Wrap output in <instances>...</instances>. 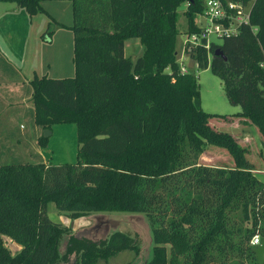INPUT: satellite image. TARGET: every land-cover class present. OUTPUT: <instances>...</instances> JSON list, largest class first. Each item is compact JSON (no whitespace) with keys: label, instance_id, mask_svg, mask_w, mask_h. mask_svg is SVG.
Returning a JSON list of instances; mask_svg holds the SVG:
<instances>
[{"label":"trees","instance_id":"obj_1","mask_svg":"<svg viewBox=\"0 0 264 264\" xmlns=\"http://www.w3.org/2000/svg\"><path fill=\"white\" fill-rule=\"evenodd\" d=\"M0 1L29 16L45 11L44 0ZM68 1L73 22L60 25L73 33L74 75L29 83L35 124H74L80 146L73 163L0 165V264H61L71 255L73 264H98L139 252L117 231L98 242L70 236L61 255L69 228L49 218L48 203L74 218L145 214L153 236L146 264H258L250 241L264 238V181L255 173L264 165V0L252 1L238 34L190 53L240 106L230 117L202 110L197 78L178 63V7L188 3L183 32H197L207 0ZM130 38L143 48L135 59L125 51ZM213 117L253 131L214 128ZM217 154L225 164H208ZM4 235L20 246L16 253Z\"/></svg>","mask_w":264,"mask_h":264},{"label":"rangeland","instance_id":"obj_2","mask_svg":"<svg viewBox=\"0 0 264 264\" xmlns=\"http://www.w3.org/2000/svg\"><path fill=\"white\" fill-rule=\"evenodd\" d=\"M67 3V4H65ZM69 1L44 0L41 5L44 12L33 16L14 2L0 1V165L43 163L63 164L76 161L77 142L74 124L53 125L46 135V145L39 144L44 129L34 122V108L31 100L33 77L46 75L52 78H64L74 75L73 33L70 28L73 22L72 8ZM188 3L182 2L178 7L181 14L178 28L177 48L181 49L182 37L185 34L183 13ZM48 36V40L43 38ZM50 38V41H49ZM211 40L219 43L216 37ZM137 43V45H134ZM126 55L134 59L141 55L143 48L138 39L125 41ZM188 70L195 75L199 84V96L203 111L231 116L241 110L228 99L221 79L208 67L198 68L191 59L186 60ZM210 125L224 131L239 132L241 128L225 124L219 117L210 119ZM254 136V135H253ZM254 144L256 137H249ZM254 157L248 156L255 162ZM207 158L208 164H225L222 155L217 154L216 161ZM260 162V161H259ZM262 170H264V165ZM260 172V170H259ZM256 176L264 181V173ZM49 218L69 228L68 234L87 236L94 240L105 238L113 231L119 230L134 238L139 252L123 250L107 262L98 264H146L151 256L152 242L147 216L130 212H91L74 218L67 212L58 210L54 203L46 206ZM68 234L60 239L61 255L65 251ZM5 246L14 254L20 246L8 236H2ZM75 257L71 255L68 263Z\"/></svg>","mask_w":264,"mask_h":264},{"label":"built area","instance_id":"obj_3","mask_svg":"<svg viewBox=\"0 0 264 264\" xmlns=\"http://www.w3.org/2000/svg\"><path fill=\"white\" fill-rule=\"evenodd\" d=\"M252 1L244 4L241 1L231 0H207L204 11L197 16V32L186 33L182 37V46L178 52V63L180 72L187 74L190 71L187 68L186 60L190 57V53L198 47H203L207 51L210 50L212 43L211 36L218 40L231 35H236L242 25L250 23V12ZM212 54L208 52V60L210 61ZM194 65L198 67L195 60ZM258 238V242H254ZM259 234H255L250 241L252 246L260 243Z\"/></svg>","mask_w":264,"mask_h":264},{"label":"water","instance_id":"obj_4","mask_svg":"<svg viewBox=\"0 0 264 264\" xmlns=\"http://www.w3.org/2000/svg\"><path fill=\"white\" fill-rule=\"evenodd\" d=\"M217 55H218V53L215 52V55H214V56H217ZM47 133H50V131H49L48 129H44V136H45V137H46ZM83 216H84V215H83ZM79 217H81V216H79ZM79 217H77V218H79ZM147 219H148V218H147ZM148 222H149V221H148ZM149 227H150V224H149ZM117 231H119V230L113 231L112 233H110V234H109L108 236H106L105 238H100V239H98V240H94V239L89 238V237H87V236H76V235H74V234H68V239H69L70 236H75V237H77V238H87V239H89V240H92V241L98 242V241H100V240H104V239L108 238L111 234H113L114 232H117ZM119 232H122V231H119ZM122 233H124V232H122ZM125 234H126V233H125ZM64 235H67V234H64ZM64 235H63V236H64ZM150 235H151V242H152V247H153V236H152L151 229H150ZM130 237H131V236H130ZM131 238H133V237H131ZM68 239H67V242H68ZM67 242H66V245H67ZM66 245H65V249H66ZM252 251H253V253H254L255 256H256L257 263H258V264H264V238L261 239V241H260V243H259L258 245L253 246ZM60 254H61V253H60ZM151 256H152V250H151ZM151 256H150V258H151ZM150 258H149V260H150ZM149 260H148V261H149ZM74 261H75V260H74ZM74 261H73V263H74ZM73 263H72V264H73Z\"/></svg>","mask_w":264,"mask_h":264},{"label":"crops","instance_id":"obj_5","mask_svg":"<svg viewBox=\"0 0 264 264\" xmlns=\"http://www.w3.org/2000/svg\"><path fill=\"white\" fill-rule=\"evenodd\" d=\"M66 1V0H65ZM68 1V0H67ZM70 2V1H69ZM65 4H67V3H65ZM69 4H71V2L69 3ZM47 38H48V36H46ZM45 37V35H43V38L46 40L47 38ZM48 40V39H47ZM49 41H50V38H49ZM134 45H137V43H135ZM138 56H136L135 58H137ZM131 58V57H130ZM134 58V59H135ZM249 131H253L252 130V128H244L243 129V131H240V132H243V134H244V136H246V134H248L249 133ZM257 172L258 173H264V170H260V172L259 171H256L255 173L257 174Z\"/></svg>","mask_w":264,"mask_h":264},{"label":"clouds","instance_id":"obj_6","mask_svg":"<svg viewBox=\"0 0 264 264\" xmlns=\"http://www.w3.org/2000/svg\"><path fill=\"white\" fill-rule=\"evenodd\" d=\"M254 242H258V238L256 240H254Z\"/></svg>","mask_w":264,"mask_h":264}]
</instances>
